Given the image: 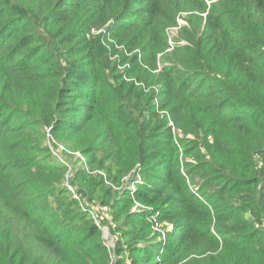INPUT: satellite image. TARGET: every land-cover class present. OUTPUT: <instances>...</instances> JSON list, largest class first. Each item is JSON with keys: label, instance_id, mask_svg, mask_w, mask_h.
<instances>
[{"label": "trees", "instance_id": "1", "mask_svg": "<svg viewBox=\"0 0 264 264\" xmlns=\"http://www.w3.org/2000/svg\"><path fill=\"white\" fill-rule=\"evenodd\" d=\"M47 128L82 135L86 157L115 136V186L140 165L133 194L88 188L123 236L152 233L133 201L172 224L119 264H264V0H0V264H108L66 168L27 134Z\"/></svg>", "mask_w": 264, "mask_h": 264}, {"label": "rangeland", "instance_id": "2", "mask_svg": "<svg viewBox=\"0 0 264 264\" xmlns=\"http://www.w3.org/2000/svg\"><path fill=\"white\" fill-rule=\"evenodd\" d=\"M183 17L184 16H181L179 19L180 22L184 20ZM95 31L96 30L92 32ZM177 33V30L170 31L171 37L177 36ZM82 79H86L84 82L87 81V73L84 74ZM163 114V112H159V117L162 118ZM169 125L171 126L173 133L178 132L171 123H169ZM27 134L42 137L43 145L45 144L52 154L51 161L59 163L66 168V172L64 173L62 178L63 180L61 182V187L66 190V193L63 196H69V198L76 199L79 206L83 205L82 210L86 211L87 209V213L90 210H94L93 214L89 212V217L91 219L96 217V220H93V222L97 227H100L102 231L103 244L106 247L109 258L108 264H119L118 258L122 256L126 257V253L122 251V246H124L125 242H130L134 237L140 239L146 235L149 238L150 236H156L155 234H157L159 235L157 239L161 246H164L166 242H168L167 234L171 230L172 224L169 221L160 223L157 215L154 214L150 207L142 205L138 201H133V203L130 204L126 210L129 212H149L146 220L152 233H147V223L144 221L137 231L134 230L133 225L125 227L123 229L125 236H123L121 233L122 231L119 229L120 223L122 222L121 218H112L108 212V205L100 204L99 201H95L97 200V197H95L96 199H94V201L87 200V193L92 192L88 191V188L90 185L95 183H97L94 189L95 196H100L99 192L101 191L102 193L109 195L111 199H114V197L116 198L123 194L125 190H128L131 194H133L136 188L135 185L141 181L139 164L135 165V167L137 166L136 169L135 167L131 168L126 171L125 174L121 172L122 174L119 177L118 184H116L117 186L111 184V182L106 179L103 167L106 165L113 166V154L117 149L118 144H120V141L115 136L93 138L91 136L89 141L94 146V150L88 157H86L77 147L78 141L83 137L82 135H60L57 138L51 135L49 128H47L45 132L43 131L38 133L35 131H28ZM88 163H91L92 166ZM99 163H102V166H99ZM102 178L105 183L100 185L99 180ZM75 186L79 188L83 187L84 191L82 192H84V194H78ZM89 206L91 208H89ZM102 206L105 207L103 208ZM159 250L162 251L163 248H160ZM126 263L129 264L128 261Z\"/></svg>", "mask_w": 264, "mask_h": 264}, {"label": "built area", "instance_id": "3", "mask_svg": "<svg viewBox=\"0 0 264 264\" xmlns=\"http://www.w3.org/2000/svg\"><path fill=\"white\" fill-rule=\"evenodd\" d=\"M180 19V18H179ZM178 19V26H180V25H182V24H184L185 22H184V20H182V22H180V20ZM182 23V24H181ZM178 29V27H176V28H173V29H171V30H177ZM170 30V31H171ZM170 31H169V33H170ZM170 36H171V34H170ZM170 44L172 45V40L170 39ZM103 208L105 207V206H102ZM91 214H93L94 213V210H90L89 211ZM96 216H97V214H96ZM94 220H96V217H94Z\"/></svg>", "mask_w": 264, "mask_h": 264}]
</instances>
